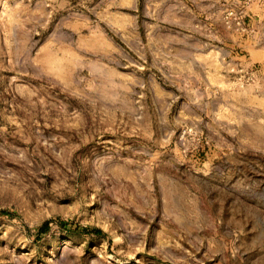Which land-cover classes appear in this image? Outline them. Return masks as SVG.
Returning <instances> with one entry per match:
<instances>
[{
	"label": "rangeland",
	"instance_id": "1",
	"mask_svg": "<svg viewBox=\"0 0 264 264\" xmlns=\"http://www.w3.org/2000/svg\"><path fill=\"white\" fill-rule=\"evenodd\" d=\"M127 6L0 0V264H264V0Z\"/></svg>",
	"mask_w": 264,
	"mask_h": 264
},
{
	"label": "crops",
	"instance_id": "2",
	"mask_svg": "<svg viewBox=\"0 0 264 264\" xmlns=\"http://www.w3.org/2000/svg\"><path fill=\"white\" fill-rule=\"evenodd\" d=\"M149 0H143V3H147ZM147 7L146 5H144ZM129 9H136V0H128V6ZM264 17V14L262 15ZM254 43L253 45L249 46V51L251 53V58L254 62L262 63L264 65V61L258 60L260 58V55L264 53V22H261V25L254 30ZM228 55H226L227 57ZM264 57V55H263Z\"/></svg>",
	"mask_w": 264,
	"mask_h": 264
},
{
	"label": "trees",
	"instance_id": "3",
	"mask_svg": "<svg viewBox=\"0 0 264 264\" xmlns=\"http://www.w3.org/2000/svg\"><path fill=\"white\" fill-rule=\"evenodd\" d=\"M66 224L67 223L64 221L61 222L63 228L65 227ZM49 230H50V221H46L40 227H38V231H37L38 238L40 239L43 235L47 234ZM81 231L84 234L94 233L97 235H104L103 231L98 228L83 227Z\"/></svg>",
	"mask_w": 264,
	"mask_h": 264
}]
</instances>
